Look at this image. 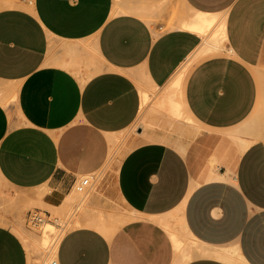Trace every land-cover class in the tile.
<instances>
[{"label": "crops", "instance_id": "crops-1", "mask_svg": "<svg viewBox=\"0 0 264 264\" xmlns=\"http://www.w3.org/2000/svg\"><path fill=\"white\" fill-rule=\"evenodd\" d=\"M196 12L224 18L219 54L198 55L204 37L181 26ZM182 69L180 112L205 132L181 151L151 130L115 181L127 221L109 236L69 231L56 264H229L182 262L191 242L264 264V212L238 207L262 201L240 189L264 172V144L244 129L264 98V0H0V181L17 205L55 204L99 170L110 140L138 119L141 88L150 99ZM112 168L103 188L114 200ZM0 264H28L1 220Z\"/></svg>", "mask_w": 264, "mask_h": 264}, {"label": "rangeland", "instance_id": "rangeland-1", "mask_svg": "<svg viewBox=\"0 0 264 264\" xmlns=\"http://www.w3.org/2000/svg\"><path fill=\"white\" fill-rule=\"evenodd\" d=\"M158 24L160 25V23ZM172 26L173 23L170 21L164 29L168 30ZM221 47V49L207 55L219 54L224 50L223 44ZM165 92V87L150 91L151 97L140 112L136 122L127 130L114 135L110 140L112 146L109 148L106 162L99 170L90 173L95 176V180L85 191L78 192L75 186L88 174L80 175L70 193L55 204L37 206L23 203L17 205L10 199L5 186L0 181V220L7 222L22 239L28 253V264H51L55 260V257L49 255V245L42 244L43 237H48L51 242H58L66 233L79 227L96 229L105 236H109L113 227L116 229L127 221L129 208L125 200L116 192L115 181L118 178L119 167L125 155L137 145L148 141L151 130H155L159 135L158 142L172 144L181 151L184 150V146H189L205 132L194 119L188 116V112L183 107H181L179 117L170 115L165 103H160ZM173 93L174 99L180 102L179 93L176 91ZM244 127V129L257 133L254 142L264 144V137H261L262 131H264V98L253 118ZM110 151H112L111 154ZM112 163H114V200L103 188L104 182L113 174ZM249 174L253 176V172ZM255 174L261 179L258 180L260 183L258 186L248 188L252 192L246 193L239 189L242 196L246 197L248 193H254L256 194L255 198L262 199V201L239 203V209L246 213L264 212V172H255ZM42 194L47 195L48 189L45 188ZM250 198L252 197H246V199ZM112 211H114V218ZM35 212H39L44 218V222L39 226H33L28 220V215ZM46 224L52 225L53 229L44 235ZM190 246L191 256H199L196 251L200 246L205 247L194 242H191Z\"/></svg>", "mask_w": 264, "mask_h": 264}, {"label": "bare ground", "instance_id": "bare-ground-1", "mask_svg": "<svg viewBox=\"0 0 264 264\" xmlns=\"http://www.w3.org/2000/svg\"><path fill=\"white\" fill-rule=\"evenodd\" d=\"M181 26L184 28H188L190 30H194L204 37L203 42L198 49V55L210 54L222 48L221 46L225 39V35H224V18L221 17V15L196 12L193 15V17L190 19V21L182 22ZM183 77H184V69H182L176 75V77L174 78V82L171 84L170 88L167 89L164 95L165 97L164 102L168 108V112L170 113V115L174 117H179L181 112H180V107H179L180 104L174 100L173 92L180 91ZM140 93H141V109H143L148 103L149 94L145 88H141ZM114 139L116 140V138ZM111 152L112 151H110V154ZM109 162H111V160ZM51 229H53L52 225L46 224L45 230L43 232L44 235L45 233L49 232ZM101 229L104 230V228H101ZM42 244H45L47 246L49 245V249H48L49 255L51 257H54L58 242L57 241L51 242L49 241L48 237H43ZM174 246L176 249H178L181 246H183V244L180 243L178 240H174ZM196 254L199 256L216 257L229 264H246L241 258L240 254L236 250H233V249L208 248V247L200 246V248L196 251ZM190 258H191L190 252L182 254V262L187 261Z\"/></svg>", "mask_w": 264, "mask_h": 264}, {"label": "built area", "instance_id": "built-area-1", "mask_svg": "<svg viewBox=\"0 0 264 264\" xmlns=\"http://www.w3.org/2000/svg\"><path fill=\"white\" fill-rule=\"evenodd\" d=\"M94 180L95 176L93 174H88L76 184L75 188L78 192H83ZM28 220L33 226H39L44 222V218L39 212L30 213L28 215ZM51 264H56V262L52 261Z\"/></svg>", "mask_w": 264, "mask_h": 264}]
</instances>
